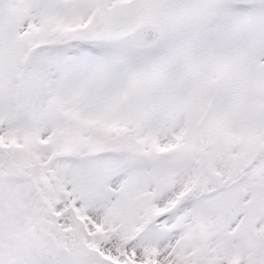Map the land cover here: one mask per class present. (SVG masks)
I'll return each mask as SVG.
<instances>
[{
  "label": "snow or ice",
  "instance_id": "obj_1",
  "mask_svg": "<svg viewBox=\"0 0 264 264\" xmlns=\"http://www.w3.org/2000/svg\"><path fill=\"white\" fill-rule=\"evenodd\" d=\"M0 264H264V0H0Z\"/></svg>",
  "mask_w": 264,
  "mask_h": 264
}]
</instances>
